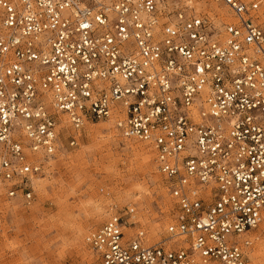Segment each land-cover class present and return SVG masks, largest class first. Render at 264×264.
Instances as JSON below:
<instances>
[{"label": "built area", "instance_id": "obj_1", "mask_svg": "<svg viewBox=\"0 0 264 264\" xmlns=\"http://www.w3.org/2000/svg\"><path fill=\"white\" fill-rule=\"evenodd\" d=\"M260 0H0V202L33 201L61 117L149 146L173 200L149 244L112 214L97 264H249L264 231Z\"/></svg>", "mask_w": 264, "mask_h": 264}, {"label": "rangeland", "instance_id": "obj_2", "mask_svg": "<svg viewBox=\"0 0 264 264\" xmlns=\"http://www.w3.org/2000/svg\"><path fill=\"white\" fill-rule=\"evenodd\" d=\"M260 1L257 23L264 28ZM72 133L59 128L55 155L34 182L30 204L0 202V264H97L85 238L112 214L127 221L128 237L142 230L155 244L167 236L174 205L151 148L106 122L85 123L69 146ZM257 233L253 244L264 238Z\"/></svg>", "mask_w": 264, "mask_h": 264}, {"label": "bare ground", "instance_id": "obj_3", "mask_svg": "<svg viewBox=\"0 0 264 264\" xmlns=\"http://www.w3.org/2000/svg\"><path fill=\"white\" fill-rule=\"evenodd\" d=\"M68 127H69V124H68L67 120L65 119V117H61V124H60L59 128H68ZM103 214H105V216H107L106 213L103 211L97 212V215H103ZM259 233H261V231H259L257 234H259ZM154 242L155 241H151V243H154ZM251 251H252V253H251ZM250 253H251V257L249 260V264H250V262H251V264H259V261H257L258 258L260 260L261 259L264 260V238H262V239L258 238L257 241L255 242V244H253V246L247 250L248 258H249Z\"/></svg>", "mask_w": 264, "mask_h": 264}]
</instances>
